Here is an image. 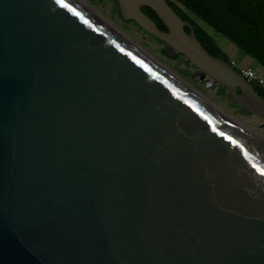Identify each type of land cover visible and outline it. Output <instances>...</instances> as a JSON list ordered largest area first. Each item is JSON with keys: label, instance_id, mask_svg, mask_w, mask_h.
Returning a JSON list of instances; mask_svg holds the SVG:
<instances>
[{"label": "water", "instance_id": "95a60500", "mask_svg": "<svg viewBox=\"0 0 264 264\" xmlns=\"http://www.w3.org/2000/svg\"><path fill=\"white\" fill-rule=\"evenodd\" d=\"M117 2L264 121L169 0ZM0 264H264V141L81 1L0 0Z\"/></svg>", "mask_w": 264, "mask_h": 264}, {"label": "trees", "instance_id": "16d2710c", "mask_svg": "<svg viewBox=\"0 0 264 264\" xmlns=\"http://www.w3.org/2000/svg\"><path fill=\"white\" fill-rule=\"evenodd\" d=\"M169 4L183 20L193 26L197 39L212 56L231 64L228 55L189 13L228 38L264 68V0H169ZM142 10L162 31H167L155 12L149 8ZM187 32L191 30L187 28ZM256 89L264 96L260 88Z\"/></svg>", "mask_w": 264, "mask_h": 264}, {"label": "rangeland", "instance_id": "374dc122", "mask_svg": "<svg viewBox=\"0 0 264 264\" xmlns=\"http://www.w3.org/2000/svg\"><path fill=\"white\" fill-rule=\"evenodd\" d=\"M90 8L98 12L102 17L117 26L123 33L143 48L165 67L185 76L198 83L217 89L218 110L230 116L238 124L250 128L264 138V121L253 114L240 109L232 100L227 90L213 80L204 77L183 55L169 56V46L155 36L147 33L135 22L124 21L120 15L117 0H83ZM191 18L198 23L216 44L228 55L230 61H235L242 67L252 68L264 75V69L259 67L253 59L245 55L240 49L232 44L227 38L210 28L202 19L189 13Z\"/></svg>", "mask_w": 264, "mask_h": 264}, {"label": "built area", "instance_id": "2783aa9c", "mask_svg": "<svg viewBox=\"0 0 264 264\" xmlns=\"http://www.w3.org/2000/svg\"><path fill=\"white\" fill-rule=\"evenodd\" d=\"M234 69H236L246 80L248 83L253 85L254 87L260 88L264 92V75L258 73L252 68L242 67L237 64L235 61H231L230 64Z\"/></svg>", "mask_w": 264, "mask_h": 264}, {"label": "bare ground", "instance_id": "6f19581e", "mask_svg": "<svg viewBox=\"0 0 264 264\" xmlns=\"http://www.w3.org/2000/svg\"><path fill=\"white\" fill-rule=\"evenodd\" d=\"M81 1L83 4H85L86 6H88L83 0H79ZM89 7V6H88ZM90 8V7H89ZM92 9V8H90ZM93 10V9H92ZM94 12H96L95 10H93ZM97 14H99L98 12H96ZM100 15V14H99ZM101 16V15H100ZM102 17V16H101ZM104 18V17H103ZM105 20H107L106 18H104ZM108 22H110L109 20H107ZM111 23V22H110ZM112 24V23H111ZM114 25V24H112ZM115 26V25H114ZM117 29H119L117 26H115ZM120 30V29H119ZM121 31V30H120ZM123 33V31H121ZM128 37V36H127ZM132 40V39H131ZM133 41V40H132ZM138 45V44H137ZM143 49V48H142ZM223 113V112H222ZM225 116H227L225 113H223ZM230 120H232L235 124H238L234 119H232L230 116H227ZM239 127H241V129H243L246 133H249V135L256 137L258 139H260L261 141H264V138L260 137L259 134L257 132H254L253 130H250V128H246L244 125L238 124Z\"/></svg>", "mask_w": 264, "mask_h": 264}, {"label": "flooded vegetation", "instance_id": "af4514ba", "mask_svg": "<svg viewBox=\"0 0 264 264\" xmlns=\"http://www.w3.org/2000/svg\"><path fill=\"white\" fill-rule=\"evenodd\" d=\"M210 27V26H209ZM210 28H212V27H210ZM213 29V28H212ZM214 30V29H213ZM215 31V30H214ZM220 34V33H219ZM220 35H222V34H220ZM223 36V35H222ZM223 37H225V36H223ZM226 38V37H225ZM228 39V38H227ZM229 40V39H228ZM230 41V40H229ZM231 42V41H230ZM232 43V42H231ZM233 44V43H232ZM238 48V47H237ZM221 49V48H220ZM239 49V48H238ZM222 50V49H221ZM223 51V50H222ZM245 54V53H244ZM246 55V54H245ZM248 56V55H247ZM251 58V57H250ZM252 59V58H251ZM253 61L259 66V67H261V68H263L262 66H260V64L257 62V61H255L254 59H253ZM264 69V68H263Z\"/></svg>", "mask_w": 264, "mask_h": 264}]
</instances>
